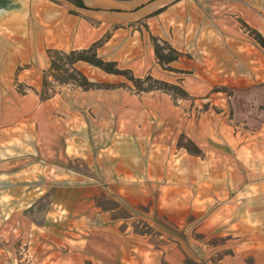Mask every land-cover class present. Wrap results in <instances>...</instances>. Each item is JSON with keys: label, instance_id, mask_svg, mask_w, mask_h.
<instances>
[{"label": "crops", "instance_id": "0c3cea01", "mask_svg": "<svg viewBox=\"0 0 264 264\" xmlns=\"http://www.w3.org/2000/svg\"><path fill=\"white\" fill-rule=\"evenodd\" d=\"M242 25L264 37V0H0V79L29 77L33 62L44 73L50 48L70 51L97 43L100 57L116 61L135 77L150 75L181 85L188 94L182 97L185 133L181 130L170 145L187 152L188 166L159 169L156 174L163 178L145 175L141 143L163 144L157 140L158 129L174 123L177 108L168 92H138L126 77L79 62L89 78L88 68L102 76L93 81L114 86H69L39 101L41 107L62 97L54 131L75 129L76 141L85 149L81 158L100 177L93 182L87 173L56 167L82 183L58 186L53 202L68 207L73 220L85 223L77 247L90 264H142L137 251L149 246L157 253L154 263L160 264H264V177H254L237 151L206 133L204 114L195 118L198 100L214 94L217 86L237 81L239 61L256 63L264 78V48ZM152 37L183 54L168 65L171 70L159 63ZM147 100L151 103L144 105ZM182 135L201 155L179 147ZM56 155L66 158L64 151ZM99 191L138 217L149 218L156 237L130 231L125 217L97 207L94 198ZM81 205L85 213L78 209ZM13 217V212L0 213V226H5L0 230V264H14L16 236L8 230Z\"/></svg>", "mask_w": 264, "mask_h": 264}, {"label": "rangeland", "instance_id": "374dc122", "mask_svg": "<svg viewBox=\"0 0 264 264\" xmlns=\"http://www.w3.org/2000/svg\"><path fill=\"white\" fill-rule=\"evenodd\" d=\"M258 10L262 9L258 8ZM242 26L256 41L251 31ZM31 65L35 68L27 78L22 76L17 79L14 74L0 79V213L10 216L13 212L14 215L13 224L10 223L8 228V230L12 228L16 236L13 242V262L14 264H67L66 262L90 264L77 247L82 243V239L77 235H85V223L73 220L68 207L53 202L58 186L82 183L63 176L56 167L58 165L68 173L70 171L83 175L87 173L93 182H96V178L100 181V177L98 174H93L92 169L81 158L80 153L85 149L79 141H76L75 129L70 127L67 132L61 131L58 134L54 131V120L61 117L59 106L62 97L57 96L56 99L38 107L44 73L38 69L37 62ZM48 65L49 62L44 66L48 68ZM237 69V81L234 84L217 86L214 88V94H209L196 102L195 118L201 113L204 114L202 126L206 133L237 151L239 157L251 167L253 176L262 178L264 177V78L259 76L256 63L239 61ZM86 71L91 80L99 79L101 76L97 70L88 68ZM52 80L49 79L51 82ZM146 84L151 82L148 81ZM54 85L58 92L66 91L69 87ZM110 85L108 88L114 86ZM177 86L179 87H171L169 91L159 89L171 94L177 106L174 123L166 129L165 125L158 129V135L161 137L157 140L160 142L162 139L163 144H155L150 140L141 143V165L145 168V175L151 178H163L156 174L159 169L161 171L169 167L178 170L188 166L185 163L187 152L177 151L176 146L170 147L181 130L185 133V100L182 99L185 96L181 85ZM190 102L194 104L195 100ZM149 103L150 100L143 102L144 105ZM192 123L195 125L194 121ZM44 125L47 127L43 128ZM15 132L18 134L15 135ZM183 142L189 145L186 136ZM61 151L65 152V159H58L56 153L60 154ZM22 152L25 153L24 157L20 156ZM147 172L151 174L148 175ZM77 177L86 180L84 176ZM173 177L179 178L181 175ZM190 183L197 184V180H192ZM94 199L96 206L101 210H113L114 217H125L130 231L156 237L154 228L148 222L149 218L138 217L129 207H120L115 198L108 197L103 192L99 191L95 194ZM5 203L8 205L6 206ZM78 209L83 213L86 211V207L82 205ZM1 229L5 230V226H0ZM176 236L181 235L176 234ZM154 250L153 246H149L148 250L137 251L144 259L142 264H160V262L154 263L153 258L157 255ZM178 255L180 258V254Z\"/></svg>", "mask_w": 264, "mask_h": 264}, {"label": "trees", "instance_id": "16d2710c", "mask_svg": "<svg viewBox=\"0 0 264 264\" xmlns=\"http://www.w3.org/2000/svg\"><path fill=\"white\" fill-rule=\"evenodd\" d=\"M255 40L264 48V37L255 29L248 28ZM155 45V53L159 63L167 69L171 62L178 60L183 54L172 47L168 42L160 40L157 37H152ZM98 44L94 43L91 46L83 49H72L65 51L56 48H50L47 50L50 64L49 67L44 70L42 90L40 97L42 101L48 100L57 93L56 86H73L80 87L84 90L96 89L101 87H110V84L99 83L91 80L81 69L78 67L79 62H86L96 68L101 69L105 73L121 75L126 77L133 83L138 92L151 91L156 89H163L166 91L171 90V87L178 88L179 86L164 82L153 78L148 75L144 78L135 77L131 70L124 69L119 66L116 61L105 60L98 55ZM49 79H53L52 82ZM151 84H146V82ZM184 96H187V92L182 89ZM182 135L178 145L179 147H185L190 153L200 155L201 150L195 145L193 141L187 138L188 144H184ZM192 145V147H190Z\"/></svg>", "mask_w": 264, "mask_h": 264}]
</instances>
